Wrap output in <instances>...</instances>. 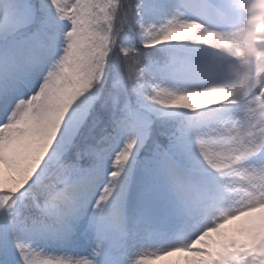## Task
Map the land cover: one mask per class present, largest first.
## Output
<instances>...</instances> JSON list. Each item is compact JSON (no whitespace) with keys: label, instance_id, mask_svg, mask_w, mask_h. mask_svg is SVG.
I'll list each match as a JSON object with an SVG mask.
<instances>
[{"label":"snow or ice","instance_id":"snow-or-ice-1","mask_svg":"<svg viewBox=\"0 0 264 264\" xmlns=\"http://www.w3.org/2000/svg\"><path fill=\"white\" fill-rule=\"evenodd\" d=\"M169 257L264 264V0H0V264Z\"/></svg>","mask_w":264,"mask_h":264},{"label":"rangeland","instance_id":"rangeland-1","mask_svg":"<svg viewBox=\"0 0 264 264\" xmlns=\"http://www.w3.org/2000/svg\"><path fill=\"white\" fill-rule=\"evenodd\" d=\"M247 226V218L234 222L226 227L225 231L230 235H237L239 236L240 233L246 228ZM177 257H169L162 260L154 261V264H174V261Z\"/></svg>","mask_w":264,"mask_h":264}]
</instances>
